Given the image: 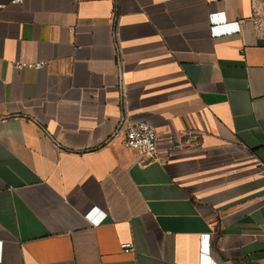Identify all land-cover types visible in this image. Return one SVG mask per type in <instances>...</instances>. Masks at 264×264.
I'll list each match as a JSON object with an SVG mask.
<instances>
[{
  "label": "crops",
  "instance_id": "1",
  "mask_svg": "<svg viewBox=\"0 0 264 264\" xmlns=\"http://www.w3.org/2000/svg\"><path fill=\"white\" fill-rule=\"evenodd\" d=\"M11 1L0 264H264L255 1ZM136 122L158 134L151 158L123 144Z\"/></svg>",
  "mask_w": 264,
  "mask_h": 264
},
{
  "label": "built area",
  "instance_id": "2",
  "mask_svg": "<svg viewBox=\"0 0 264 264\" xmlns=\"http://www.w3.org/2000/svg\"><path fill=\"white\" fill-rule=\"evenodd\" d=\"M25 0H12V4H22ZM46 65L44 61L19 62L15 66L17 69L33 68L41 69ZM127 149L136 151L143 158L153 157L159 145L158 134L149 124L145 122L129 123L126 127V133L123 141ZM264 152V140L262 142ZM121 249L124 251H135L131 242L121 243Z\"/></svg>",
  "mask_w": 264,
  "mask_h": 264
},
{
  "label": "rangeland",
  "instance_id": "3",
  "mask_svg": "<svg viewBox=\"0 0 264 264\" xmlns=\"http://www.w3.org/2000/svg\"><path fill=\"white\" fill-rule=\"evenodd\" d=\"M255 1L256 18L259 24L260 32L264 35V0Z\"/></svg>",
  "mask_w": 264,
  "mask_h": 264
}]
</instances>
